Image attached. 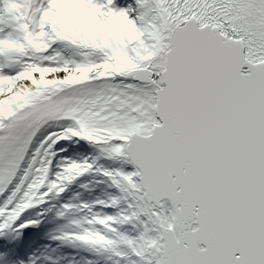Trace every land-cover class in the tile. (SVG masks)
I'll return each mask as SVG.
<instances>
[{"label": "snow or ice", "instance_id": "obj_1", "mask_svg": "<svg viewBox=\"0 0 264 264\" xmlns=\"http://www.w3.org/2000/svg\"><path fill=\"white\" fill-rule=\"evenodd\" d=\"M63 261L264 264V0H0V262Z\"/></svg>", "mask_w": 264, "mask_h": 264}, {"label": "rangeland", "instance_id": "obj_2", "mask_svg": "<svg viewBox=\"0 0 264 264\" xmlns=\"http://www.w3.org/2000/svg\"><path fill=\"white\" fill-rule=\"evenodd\" d=\"M45 227H46V226L44 225V226L42 227L41 231H42V230L44 231V230H45Z\"/></svg>", "mask_w": 264, "mask_h": 264}]
</instances>
